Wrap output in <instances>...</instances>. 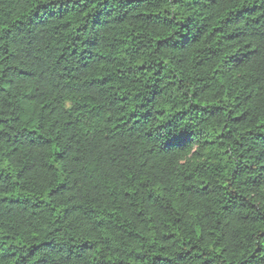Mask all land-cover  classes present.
Listing matches in <instances>:
<instances>
[{
  "label": "trees",
  "instance_id": "obj_1",
  "mask_svg": "<svg viewBox=\"0 0 264 264\" xmlns=\"http://www.w3.org/2000/svg\"><path fill=\"white\" fill-rule=\"evenodd\" d=\"M0 264H264V0H0Z\"/></svg>",
  "mask_w": 264,
  "mask_h": 264
}]
</instances>
